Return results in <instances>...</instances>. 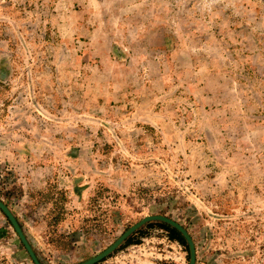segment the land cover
Instances as JSON below:
<instances>
[{"label": "rangeland", "instance_id": "rangeland-1", "mask_svg": "<svg viewBox=\"0 0 264 264\" xmlns=\"http://www.w3.org/2000/svg\"><path fill=\"white\" fill-rule=\"evenodd\" d=\"M0 199L42 264L150 214L264 264V0H0ZM155 221L95 264H188ZM0 264H34L1 210Z\"/></svg>", "mask_w": 264, "mask_h": 264}, {"label": "water", "instance_id": "water-1", "mask_svg": "<svg viewBox=\"0 0 264 264\" xmlns=\"http://www.w3.org/2000/svg\"><path fill=\"white\" fill-rule=\"evenodd\" d=\"M0 210L5 214V216L9 219L14 231L16 232L17 236L19 237L20 241L26 248L28 254L30 255L32 261L34 264H42L36 257L33 249L31 248L21 226L19 225L17 219L9 209V207L0 199ZM152 220H157V221H163L171 226L175 227L178 229L182 235L185 237L188 246H189V262L188 264H194L195 263V247L192 241V238L190 237L189 233L187 230L177 221L172 219L171 217H168L167 215L163 214H150V215H145L141 219H139L137 222H135L133 225L125 229L110 245H108L105 249L100 251L99 253L93 255L92 257L81 261L76 264H93L105 256H107L109 253H111L115 248H117L123 240L130 234L132 233L135 229L143 225L144 223Z\"/></svg>", "mask_w": 264, "mask_h": 264}, {"label": "trees", "instance_id": "trees-1", "mask_svg": "<svg viewBox=\"0 0 264 264\" xmlns=\"http://www.w3.org/2000/svg\"><path fill=\"white\" fill-rule=\"evenodd\" d=\"M155 222H156V223H159V224H161V226L165 227V228L168 230V232H169V234H170L171 237H173V238L179 240V241L182 242V243H185V244L187 245V248H188V251H189L188 243H187L185 237L182 235V233H181L178 229H176L175 227H173V226H171L170 224H168V223H166V222H163V221H155ZM138 230H139V229H136L135 232L138 231ZM129 238H130V237L128 236V237L125 239L124 242H126L127 240H129ZM108 255H109V254H108ZM103 259H105V258H103ZM103 259H101V260H103ZM94 264H95V263H94Z\"/></svg>", "mask_w": 264, "mask_h": 264}]
</instances>
